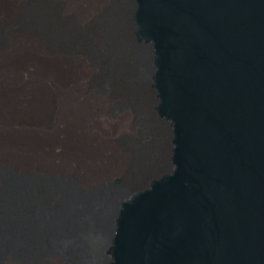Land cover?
<instances>
[{
	"label": "water",
	"instance_id": "95a60500",
	"mask_svg": "<svg viewBox=\"0 0 264 264\" xmlns=\"http://www.w3.org/2000/svg\"><path fill=\"white\" fill-rule=\"evenodd\" d=\"M125 1L154 50L168 151L120 217L111 261L264 264V0Z\"/></svg>",
	"mask_w": 264,
	"mask_h": 264
},
{
	"label": "bare ground",
	"instance_id": "6f19581e",
	"mask_svg": "<svg viewBox=\"0 0 264 264\" xmlns=\"http://www.w3.org/2000/svg\"><path fill=\"white\" fill-rule=\"evenodd\" d=\"M26 1L0 0V28L16 23L0 45V174L4 168L9 175L3 180L0 175V264H114L112 249L119 241L115 227L134 207L137 191L116 194L105 185L115 175L125 177L133 161L130 152L111 147L105 124L112 119L132 121L134 108L109 114L110 99L101 88L104 81H90L98 68L84 50H65L66 21L85 31L93 17L79 13L80 0H41L40 7H30L20 20L18 8ZM123 7L114 15L108 49L113 70L132 72L144 58L145 82L153 87L154 50L148 48L140 60L137 48L128 42L132 32L141 42L138 11L125 0ZM95 35L99 40L106 33L97 28ZM46 39L52 40L51 46ZM133 51L134 62L126 63ZM120 81V77L110 81L111 91L119 93ZM156 96L150 92L146 108ZM54 99L60 106L55 128L59 141L45 131L40 135L16 131L25 109L40 108L48 115ZM165 136L164 131L158 146L152 139L146 142L139 163L148 165L155 157L167 156ZM51 163H58L60 170L38 167Z\"/></svg>",
	"mask_w": 264,
	"mask_h": 264
},
{
	"label": "rangeland",
	"instance_id": "374dc122",
	"mask_svg": "<svg viewBox=\"0 0 264 264\" xmlns=\"http://www.w3.org/2000/svg\"><path fill=\"white\" fill-rule=\"evenodd\" d=\"M103 4H105V8L96 16L95 13L97 9ZM123 4L124 0H80L77 4L79 13H83L86 17H93L89 19V24L85 31L81 30L77 26L78 24L73 21H66V24L69 26V37H67L64 44L65 50L69 53H80L84 50L87 53L88 61L98 68L99 73L91 76L90 81L92 84H98L104 81L101 88L110 99L108 107L109 114L116 115L125 107L132 106L134 108L135 112L132 121L112 119L105 124V131L109 135L111 147L117 150H126L133 155V161L125 177L115 175L110 180L106 181L108 184L105 185L111 186L116 194L126 190L136 192L137 188H134V186L147 181L146 178L150 176L149 171H151L155 164L157 165L159 163L160 158L155 157V159L147 165L145 163H139L141 155L146 142L152 139L155 145L158 146L162 142L165 131V126L160 124L159 120L153 116L155 102L146 108L152 87L145 82L147 70L143 62L145 59L143 58L141 66H134L132 72L130 71L131 73L113 70L112 59L108 53V49L112 43V25H115L114 15L124 9ZM36 5L40 7L41 0H27L18 8V10H20L18 19H23L26 16L27 9L30 7L35 8ZM15 26L16 23H7L0 28V45L3 35L9 28H14ZM97 28L105 30L106 33V35L99 40L95 35ZM133 34L132 32L131 36H129V41H127L134 44L135 49L137 48L136 52L141 60L143 54L145 53L146 55V50L148 48L141 46V42H138L135 34ZM45 44L51 46L52 40L46 39ZM135 57L136 53L133 51L129 57L131 59L129 60L128 58L126 63H133ZM116 77L121 78V81L118 82L120 84L119 93L111 91L109 86V84H111L110 81L116 82ZM127 86L128 88L126 89ZM50 106L51 111L48 115L42 114L40 108L36 110L25 109L23 120L20 126H15L17 129L15 130L22 133L29 131V133H36L37 135H40L41 131H45L50 133V135H55L56 140L59 141L61 135L55 131L57 122L60 118L58 100H52ZM25 107L26 106L23 105L22 109ZM155 127H157V129L160 127L159 137L156 136L157 132L154 131ZM54 146V152L56 154L60 153V150L57 149L58 145L55 143ZM46 166H50L54 171L60 170L58 163H51L50 165L39 164L38 167L41 168L42 171L45 170ZM22 170L31 172V169L23 168ZM7 173L8 171L2 168L0 174L2 180L4 178H9Z\"/></svg>",
	"mask_w": 264,
	"mask_h": 264
}]
</instances>
